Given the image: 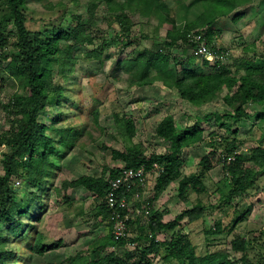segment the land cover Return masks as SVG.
Listing matches in <instances>:
<instances>
[{"label": "trees", "instance_id": "trees-1", "mask_svg": "<svg viewBox=\"0 0 264 264\" xmlns=\"http://www.w3.org/2000/svg\"><path fill=\"white\" fill-rule=\"evenodd\" d=\"M28 1L0 0V114L3 107L9 119V127L0 133V146L6 147L2 152L0 174V264H31L35 254L44 256L64 243V240L48 242L46 235L37 229L49 212V190L55 182H59L56 192L83 188L93 195L94 218L109 225L108 234L94 239L88 251H78L68 258L71 264H154L157 258H162L166 264H264V243L263 247L253 244L251 238L232 240L233 250L241 253L233 260L220 247L200 254L187 234L175 231L185 219L193 222L204 217L206 207L201 203L182 210L169 221H163L162 213L153 206L147 223L143 220V224V217L137 215L130 222V230L137 233L134 240L138 247L129 250L126 241L115 240L105 203L107 176L116 175L121 167L106 168L102 175L58 179L60 162L75 145L79 131L55 127L61 110L50 123L41 119L50 103L61 104L65 100L72 103V97L67 95V81L76 72L79 58L96 59L103 64L115 53L120 57L128 47L139 46L138 37L147 36L143 35L136 15L155 17L159 26H166L165 40L154 41L134 56L126 53L127 56L114 61L111 74L128 82L129 86L143 87L160 82L197 106L215 102L226 90L222 98L231 109L197 116L194 124L183 128L178 127L174 115L168 114L156 126V135L169 143L166 152L147 155L142 144L133 143V147L125 150L111 148V155L128 168L158 162L164 172L156 186L168 187L177 181L178 195L186 200L190 190H204L203 177L220 162L217 148L222 147L227 156L239 148L238 131L233 130L227 119L251 117L247 105L264 103V53L258 58L248 55L249 47L244 49L246 55L237 58L232 71L225 60L229 49L215 42L219 30H215L214 25L221 18L245 14L248 10L257 12L256 7L261 8L258 11L262 13L255 17L264 22V0H191L189 3L173 0L174 6L166 0H93L85 6L87 17L69 12L57 26L41 30H30L27 26ZM101 4L105 7L101 20H106L109 28L117 24L119 30L114 28L112 36L103 38L100 48L75 55L77 48L95 42L92 32L100 28L96 9ZM193 33L202 34L210 49L225 56L214 63L199 58L211 64L210 71L194 68L191 57L177 51L197 47L198 41L190 36ZM252 47L254 51L258 49L254 44ZM9 80L11 86L7 88ZM253 115L264 119V110ZM213 116L224 119L221 126L230 134L222 141L210 138L211 150L200 159L199 172L185 175L180 170L184 164L183 151L204 141L202 122H208ZM96 117L98 120V114ZM115 128L121 137L133 140L136 136V124L131 116L117 118ZM223 168L233 184L230 193L223 198V206L230 205L237 196H251L258 187L259 176L264 173V133L256 147L236 154L235 160ZM64 197L69 200L67 195ZM218 207L220 205L215 206ZM249 210V207L236 210L227 231L232 232ZM226 228L218 219L210 233L221 234ZM168 231L173 232L170 238L155 240L157 235ZM120 246L129 252L121 254Z\"/></svg>", "mask_w": 264, "mask_h": 264}, {"label": "rangeland", "instance_id": "rangeland-1", "mask_svg": "<svg viewBox=\"0 0 264 264\" xmlns=\"http://www.w3.org/2000/svg\"><path fill=\"white\" fill-rule=\"evenodd\" d=\"M91 1L93 0H29L27 26L30 30H41L50 25L57 26L62 17L64 18L69 12L87 17L85 6ZM166 1L174 6L173 0ZM190 1L187 0L188 3ZM256 9L257 12L248 10L245 14L240 13L234 17L221 18L214 25V29L219 30L215 42L217 46L229 49V56L225 60L232 71L238 63L237 58L246 55L244 49L249 47L248 55L258 56V58L264 53V22L258 21V16L255 17L262 13L258 11L261 8L256 7ZM104 12V5H99L96 9V18L100 28L96 27L92 32L95 42L77 48L75 55L78 52L85 54L82 51L100 48L103 38L112 36L114 28L116 31L119 30L117 24H113L114 28H109L107 21L101 20ZM135 19L140 22L143 35H147L138 37L139 46L128 47L125 54L120 57L115 53L103 64L96 59L79 58L76 72L71 74L67 81V95L72 97V103L67 100L61 104L50 103L48 109L44 110L41 115L42 120L50 123L51 119L61 110L62 114L55 123V127H69L79 131L75 145L60 162L61 169L58 170V179H74L83 174L102 175L106 168L124 166L122 161L112 158L111 148L125 150L133 147V143H140L147 155L166 152L169 143L156 135V126L168 114L174 115L178 127L183 128L194 124L197 116L203 117L214 111L224 112L231 109L222 98L226 90L215 102L197 106L182 99L176 90L169 89L160 82L143 87L129 86L125 80L114 77L111 74L114 61L127 55L134 56L144 47H150L154 41L162 42L166 38V26H159L155 17L136 15ZM135 30L138 31L139 28L136 27ZM253 44L258 48L255 51L253 47L251 48ZM177 51L190 56L194 68L210 71L211 64H205L203 60L197 59L192 55V50L179 48ZM9 86H11L10 80L5 87L9 88ZM3 97L5 101L8 100L7 96ZM1 108L3 111L0 114V133L9 127L8 113L3 107ZM246 108L251 117L240 120L227 119L226 122L232 124L233 130L237 129L238 138L249 152L261 142L264 133V119L253 115L254 112L264 110V103H252ZM96 114H98V120ZM124 115L131 116L135 121L136 136L133 140L121 137L115 128L116 119ZM218 118L213 116L208 122H202L204 141L183 151L184 164L180 170L185 175L199 172L200 159L211 150L208 143L210 138L222 141L229 136L230 133L220 123L224 119ZM47 132L53 134L51 131ZM217 149L219 157L224 154L222 151L225 150L222 147ZM4 150H6L5 145L0 146V174L2 173L1 157ZM247 165L251 166V164ZM202 183L204 190L200 192L190 190L186 200L178 195L177 181L168 187H157V184H151L146 196L150 198L153 207L162 213L163 221L174 219L182 210L198 203L206 207L204 217L193 222L185 219L175 229V231L187 234L197 246L200 254L220 247L226 250L233 260L237 259L241 253L235 252L232 248V240L236 237L251 238L253 244L263 247L264 173L259 176L258 187L253 190L251 196H237L228 206H223V198L230 193L233 184L221 162L214 165V168L203 177ZM57 186L59 182H55L49 190L51 194L49 212L45 219L38 223L37 229L46 235L48 242L64 239L65 243L61 247L48 251L44 256L35 254L31 264H71L68 258L78 251H88V245L95 239L97 232L103 230L102 225H108L107 223L100 224L96 227L93 216L88 217V209L86 210L83 205H92L94 201V197L89 198L88 192L87 199L84 201V194L77 193V189L68 191L61 189L59 193L55 191ZM66 195L71 198L66 200L64 197ZM216 205L220 207L215 208ZM244 207H249V212L232 232H228L231 220L236 216L235 211L238 209L242 211ZM80 211H83V214ZM84 217L91 220L86 222ZM218 219H221L227 228L225 232L215 235L210 233V229ZM32 233H35V229ZM133 233L137 235L136 232ZM172 234L171 231L163 232L160 233V237L166 239ZM118 252L125 254L129 251L120 246ZM161 254L163 255L164 252ZM154 264L166 263L162 258H157Z\"/></svg>", "mask_w": 264, "mask_h": 264}, {"label": "built area", "instance_id": "built-area-1", "mask_svg": "<svg viewBox=\"0 0 264 264\" xmlns=\"http://www.w3.org/2000/svg\"><path fill=\"white\" fill-rule=\"evenodd\" d=\"M1 32V26H0ZM192 39L198 41L196 48L192 49L195 57L207 60L214 63L217 59H225L223 54L210 49L203 38L202 34H190ZM2 53V45L0 42V55ZM239 148L233 154L220 156V162L231 164L236 154L247 152L245 144L242 145L239 141ZM164 172L163 166L158 162H153L151 165H142L137 168H128L122 166L119 172L112 176H107V191L105 196V203L109 209V221L112 223V232L116 241H126V246L129 250H136L138 242L135 239L136 235L130 230V222L137 215L143 217L145 222L149 221V211L152 208V202L146 196L151 184H156L159 176ZM152 237V234H149ZM160 241L159 235L155 238Z\"/></svg>", "mask_w": 264, "mask_h": 264}, {"label": "crops", "instance_id": "crops-1", "mask_svg": "<svg viewBox=\"0 0 264 264\" xmlns=\"http://www.w3.org/2000/svg\"><path fill=\"white\" fill-rule=\"evenodd\" d=\"M78 191H76L77 193L79 192V193H82V194H84L83 195V200L85 201L86 199H87V196H86V194H87V191L85 190V189H83V188H78L77 189ZM89 194V193H88ZM91 197H93V195H90L89 194V198H91ZM69 198H71V197H69ZM79 199V198H78ZM80 200V199H79ZM85 208H86V210L88 209V212H89V214L87 213V215H88V217L90 216V215H92L93 216V211H92V205H83ZM83 212V211H82ZM81 211H80V213H82ZM83 214V213H82ZM85 214V213H84ZM47 215V214H46ZM46 215H45V217H46ZM88 217H84L85 219H84V221H86V222H88V221H90L91 219H89ZM90 218H91V216H90ZM92 219H94L95 220V223H94V226H96V227H98V224L100 223V221H99V219L98 220H96L95 218H94V216H93V218ZM92 222V221H91ZM101 224V223H100ZM103 227L101 228V229H103L101 232H97V235H96V237H95V239L97 238H100V237H102V236H104V235H107L108 234V232H109V225H102ZM62 240H64V239H62ZM64 243H65V240H64ZM64 243H62V245L61 246H63V244ZM60 246V247H61ZM89 246V245H88ZM51 251V250H50Z\"/></svg>", "mask_w": 264, "mask_h": 264}]
</instances>
